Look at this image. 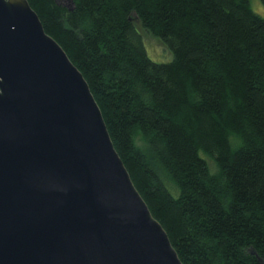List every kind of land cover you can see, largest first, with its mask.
Wrapping results in <instances>:
<instances>
[{"label": "trees", "instance_id": "1", "mask_svg": "<svg viewBox=\"0 0 264 264\" xmlns=\"http://www.w3.org/2000/svg\"><path fill=\"white\" fill-rule=\"evenodd\" d=\"M26 1L181 264H264V19L249 0Z\"/></svg>", "mask_w": 264, "mask_h": 264}, {"label": "water", "instance_id": "2", "mask_svg": "<svg viewBox=\"0 0 264 264\" xmlns=\"http://www.w3.org/2000/svg\"><path fill=\"white\" fill-rule=\"evenodd\" d=\"M0 264H181L26 0H0Z\"/></svg>", "mask_w": 264, "mask_h": 264}, {"label": "rangeland", "instance_id": "3", "mask_svg": "<svg viewBox=\"0 0 264 264\" xmlns=\"http://www.w3.org/2000/svg\"><path fill=\"white\" fill-rule=\"evenodd\" d=\"M62 5H69L68 0H58ZM251 10L264 19V6L260 0H249ZM143 36V45L146 54L150 60L156 63H168L172 59L169 50L156 38L145 34L141 31Z\"/></svg>", "mask_w": 264, "mask_h": 264}]
</instances>
